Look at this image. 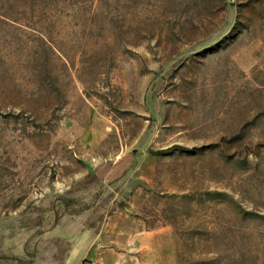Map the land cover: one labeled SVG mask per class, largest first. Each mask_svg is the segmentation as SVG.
Masks as SVG:
<instances>
[{"label":"rangeland","instance_id":"1","mask_svg":"<svg viewBox=\"0 0 264 264\" xmlns=\"http://www.w3.org/2000/svg\"><path fill=\"white\" fill-rule=\"evenodd\" d=\"M0 264H264V0H0Z\"/></svg>","mask_w":264,"mask_h":264},{"label":"trees","instance_id":"2","mask_svg":"<svg viewBox=\"0 0 264 264\" xmlns=\"http://www.w3.org/2000/svg\"><path fill=\"white\" fill-rule=\"evenodd\" d=\"M157 153L163 154V153H165V151L164 150H158Z\"/></svg>","mask_w":264,"mask_h":264}]
</instances>
